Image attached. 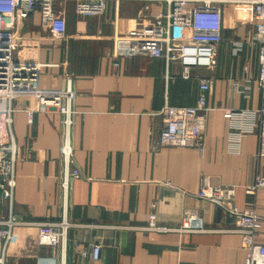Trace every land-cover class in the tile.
<instances>
[{
  "label": "crops",
  "instance_id": "crops-1",
  "mask_svg": "<svg viewBox=\"0 0 264 264\" xmlns=\"http://www.w3.org/2000/svg\"><path fill=\"white\" fill-rule=\"evenodd\" d=\"M217 1L216 65L192 70L189 79L181 77L177 63L128 41L130 33L153 26V17L167 11L164 3L110 0L103 13L81 17L67 2L64 17L47 28L36 13L22 23L20 57L50 65L42 69L39 86L58 90L69 82L76 95L73 109L79 114L69 139L81 177L64 184L62 117L49 110L33 113L29 123L32 102L12 100L15 187L10 209L0 199V220L17 224L3 254L0 241L1 264H242L235 219L196 196L203 179L212 188L235 187L234 205L261 219L255 243L264 245V187L245 193L264 172V134L261 145L256 120L254 133L233 150L239 129L231 130L223 113L261 107L254 20L239 0ZM189 18L188 10L185 24L171 36L189 34ZM195 75L212 80L202 150L159 147L161 120L155 114L164 105L193 106ZM246 80L248 98L236 87ZM151 214L158 231L146 230ZM44 223L65 225L64 236L53 245L41 243L36 226ZM92 244L101 245L97 261L82 255Z\"/></svg>",
  "mask_w": 264,
  "mask_h": 264
},
{
  "label": "built area",
  "instance_id": "built-area-1",
  "mask_svg": "<svg viewBox=\"0 0 264 264\" xmlns=\"http://www.w3.org/2000/svg\"><path fill=\"white\" fill-rule=\"evenodd\" d=\"M110 0H0V100L5 102L0 107V199L5 201L10 209L15 187V164L17 149L10 137L12 100L23 98L31 101L33 109L26 111L29 123L33 113L49 110L62 117L63 141L59 149L65 165L64 184L81 177L73 157V149L69 139L75 117L79 114L73 109L75 93L67 82L64 89L45 90L39 86L41 71L48 64L26 61L20 57L22 41L20 37L22 23L33 13L39 15L40 25L49 27L57 19L64 17V7L67 2L74 5L75 14L89 17L101 14ZM164 3L167 11L153 17V26L146 32L130 33L128 41L139 49L155 57H161L165 63H177L181 77L189 79L191 71L211 69L216 65V48L220 42L221 10L217 0H143ZM239 3L252 10L254 26V42L258 46V69L255 84L261 94L259 110L233 111L223 110L231 130L239 129L237 138L231 143L232 149L238 146L239 139L254 133L255 122L259 120L260 143H263L264 123V0H239ZM190 11V33L182 37L178 33L170 34L171 30L181 29L185 24L186 13ZM143 46H138V44ZM163 45V47H161ZM238 47L237 49H239ZM163 51L161 52V50ZM198 95L191 107H172L164 105L155 115L160 117L161 126L158 131L157 145L159 147H189L202 150L205 128L206 96L211 92L212 80L195 75ZM236 85V84H235ZM240 93L248 98L250 81L236 85ZM264 187V172L256 178L253 186L247 187L245 193L253 195L257 188ZM235 187L221 185L210 187L207 180L200 183L197 197L209 203L222 207L235 219L232 232L240 237L241 248L245 251L242 264H264V245L255 243L256 234L260 228L261 219L254 211H239L234 205ZM12 219L0 220V241L2 250L7 245L11 230L16 225ZM39 241L55 244L59 237L64 236L65 225L38 224ZM148 231L160 230L155 225V216H149ZM183 230H188L186 224ZM101 245H88L82 255H87L92 261H97ZM0 254V264L2 263Z\"/></svg>",
  "mask_w": 264,
  "mask_h": 264
},
{
  "label": "rangeland",
  "instance_id": "rangeland-1",
  "mask_svg": "<svg viewBox=\"0 0 264 264\" xmlns=\"http://www.w3.org/2000/svg\"><path fill=\"white\" fill-rule=\"evenodd\" d=\"M106 8V7H105ZM105 10V9H104ZM103 13V12H102ZM99 15V14H98ZM5 106V102L3 100H0V107H4Z\"/></svg>",
  "mask_w": 264,
  "mask_h": 264
}]
</instances>
